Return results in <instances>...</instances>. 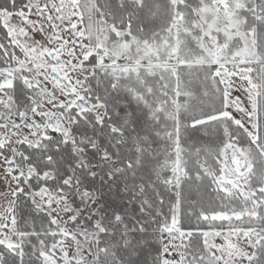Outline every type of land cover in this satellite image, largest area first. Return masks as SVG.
Segmentation results:
<instances>
[{
  "label": "snow or ice",
  "instance_id": "1",
  "mask_svg": "<svg viewBox=\"0 0 264 264\" xmlns=\"http://www.w3.org/2000/svg\"><path fill=\"white\" fill-rule=\"evenodd\" d=\"M0 264H264V0H0Z\"/></svg>",
  "mask_w": 264,
  "mask_h": 264
}]
</instances>
